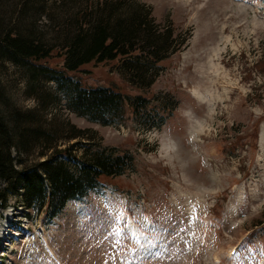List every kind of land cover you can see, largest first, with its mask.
Instances as JSON below:
<instances>
[{"label": "rangeland", "instance_id": "obj_1", "mask_svg": "<svg viewBox=\"0 0 264 264\" xmlns=\"http://www.w3.org/2000/svg\"><path fill=\"white\" fill-rule=\"evenodd\" d=\"M23 1L0 0V26L25 24L49 42H61L83 5L31 0L20 11ZM123 6L145 16L159 48H168L164 59L139 73L140 88L116 60L85 64L72 75L145 96L141 117L126 105L120 123L88 120L67 109L55 82L0 58L4 94L38 114L51 144L68 146L82 138H67L72 132H83L93 149L132 159L121 175L67 201L55 217H27L22 198L9 197L0 225L11 219L7 231L14 235L0 240V264H264V74L256 67L264 60V0ZM48 142L12 154L30 164Z\"/></svg>", "mask_w": 264, "mask_h": 264}, {"label": "trees", "instance_id": "obj_2", "mask_svg": "<svg viewBox=\"0 0 264 264\" xmlns=\"http://www.w3.org/2000/svg\"><path fill=\"white\" fill-rule=\"evenodd\" d=\"M30 1L24 0L20 11ZM34 1L42 7L47 3L57 7L62 2ZM126 1L83 0L82 8L73 12L72 23L63 32L61 42H49L25 24L0 26V58L28 66L33 78L42 76L55 82L67 109L88 120L107 125L120 123L126 105L134 116L141 117L139 107L145 105V96L126 95L111 86L87 85L72 75L85 64L116 60L128 76L134 75L132 84L140 88L139 73L147 72V64L154 66L164 59L168 48H159V40L154 39L145 16L136 8L123 6ZM163 39L165 43L170 35ZM54 57L62 61L60 67L48 64ZM256 67L264 74L263 59L256 62ZM37 115L12 105L0 85L1 208L7 207L9 197L20 196L27 217L31 212L55 217L67 201L82 199L89 190L129 168L130 154L93 149L83 132H72L67 138H82L68 146L51 144L52 134L38 123ZM41 141L49 144L38 152V160L27 164L14 158L12 149L28 155ZM74 146L82 149L80 155L73 154Z\"/></svg>", "mask_w": 264, "mask_h": 264}, {"label": "bare ground", "instance_id": "obj_3", "mask_svg": "<svg viewBox=\"0 0 264 264\" xmlns=\"http://www.w3.org/2000/svg\"><path fill=\"white\" fill-rule=\"evenodd\" d=\"M11 222H13V221L8 219V220L4 221L2 225H0L1 226L0 227V240L2 238V240H1L2 243L5 240H8V233H7L8 231L7 230L9 228ZM7 224H8V226H7ZM9 235H10V233H9ZM1 242H0V245H1Z\"/></svg>", "mask_w": 264, "mask_h": 264}, {"label": "snow or ice", "instance_id": "obj_4", "mask_svg": "<svg viewBox=\"0 0 264 264\" xmlns=\"http://www.w3.org/2000/svg\"><path fill=\"white\" fill-rule=\"evenodd\" d=\"M234 254H235V250H234Z\"/></svg>", "mask_w": 264, "mask_h": 264}]
</instances>
